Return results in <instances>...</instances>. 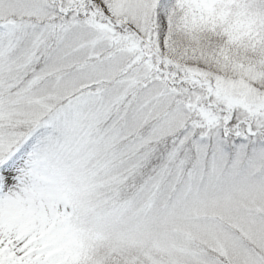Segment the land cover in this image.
Masks as SVG:
<instances>
[{
    "label": "snow or ice",
    "instance_id": "6c2138e0",
    "mask_svg": "<svg viewBox=\"0 0 264 264\" xmlns=\"http://www.w3.org/2000/svg\"><path fill=\"white\" fill-rule=\"evenodd\" d=\"M0 264H264V0H0Z\"/></svg>",
    "mask_w": 264,
    "mask_h": 264
}]
</instances>
